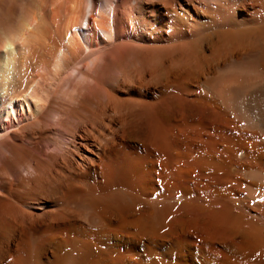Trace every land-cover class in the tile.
Listing matches in <instances>:
<instances>
[{"label":"bare ground","instance_id":"1","mask_svg":"<svg viewBox=\"0 0 264 264\" xmlns=\"http://www.w3.org/2000/svg\"><path fill=\"white\" fill-rule=\"evenodd\" d=\"M1 2L0 264H264V0Z\"/></svg>","mask_w":264,"mask_h":264},{"label":"rangeland","instance_id":"2","mask_svg":"<svg viewBox=\"0 0 264 264\" xmlns=\"http://www.w3.org/2000/svg\"><path fill=\"white\" fill-rule=\"evenodd\" d=\"M5 1L8 2L9 0H5ZM6 2H3V3L6 4ZM106 3H107V0H102V4L103 5H108V3L107 4ZM5 4H3V5H5ZM81 27H82L83 30L80 31V39L82 40L81 42L85 44L86 40H87L86 39L87 38V31H85L86 30L85 25L82 24ZM99 32L101 33V30H99ZM2 93H3V91L0 90V98H1V95H3Z\"/></svg>","mask_w":264,"mask_h":264}]
</instances>
